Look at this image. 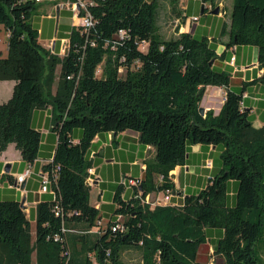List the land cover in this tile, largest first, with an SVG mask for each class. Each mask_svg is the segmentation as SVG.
<instances>
[{"label": "trees", "instance_id": "16d2710c", "mask_svg": "<svg viewBox=\"0 0 264 264\" xmlns=\"http://www.w3.org/2000/svg\"><path fill=\"white\" fill-rule=\"evenodd\" d=\"M82 1L92 27L73 26L59 58L39 43L35 0H0V26L7 32L0 81H15L10 99L0 103V153L14 144L22 160L33 163L41 135L31 125L32 113L48 105L57 134L53 159L44 167L54 195L36 207L34 241L21 204L0 200V264H32L33 252L36 264H74L69 223H84L86 232L73 233L92 236L84 264H121L128 248L139 249L141 264H201L199 248L211 231L218 233L213 253L224 264H260L255 244L264 237V123L253 126L243 91L231 89L230 76L215 68L222 56L205 36L165 37L158 0ZM209 4L214 7L213 0ZM229 19L226 45L258 48L264 85V0H232ZM209 86L223 88L224 101L218 114L202 116L198 109ZM126 130L154 147V157L143 177L134 178L138 184L118 186L113 218L102 225L86 182L90 144L99 133ZM196 144L217 151L205 186L181 205L145 203L148 194L174 190L169 174L186 164ZM229 182L236 186L232 203ZM126 187L132 191L127 198L121 196Z\"/></svg>", "mask_w": 264, "mask_h": 264}, {"label": "crops", "instance_id": "0c3cea01", "mask_svg": "<svg viewBox=\"0 0 264 264\" xmlns=\"http://www.w3.org/2000/svg\"><path fill=\"white\" fill-rule=\"evenodd\" d=\"M40 0L36 2L37 10L32 17V23L39 33V43L57 57L62 58L69 42V34L73 26L79 25V19L74 9L70 6L71 0ZM159 1V0H158ZM168 0L167 7L161 11L168 19L169 16H177L174 22L189 21L192 17H198L197 23H192V31L181 28L178 32L173 30L169 37L182 32L205 36L215 48L216 54L222 56L214 62L217 70L226 72L230 76V87L235 91H243L242 106L249 110L253 120V126L259 128L264 123V85L258 79L263 69L258 62V48L255 46H232L228 47L229 15L232 0H213L214 7L209 4L210 0ZM220 7V12L213 13ZM160 8L158 14L161 12ZM228 19L226 20V17ZM167 22L161 23L160 32L165 36ZM7 34V32H6ZM43 41H48L45 45ZM7 46V39H6ZM7 52V49H6ZM7 55V54H6ZM234 57V60H231ZM60 65L55 70V80L51 88L55 93ZM15 81H0V103L7 102L13 93ZM224 89L209 86L200 102V107L205 112L212 110L218 114L224 101ZM211 93L214 96H211ZM56 113L51 105L43 109L34 110L31 117V125L40 132L41 142L37 159L28 164L22 160L20 152L10 144L7 149L0 153V200H16L26 213L31 224L32 241L35 240L36 207L41 201H50L53 198L50 184L45 193L40 191L44 167L53 159L57 145V134L54 129ZM73 137H80V130L73 132ZM155 149L150 145L140 142L138 133L126 130L121 133L103 132L97 134L91 141L89 156L92 159V179L90 186V203L101 211V223L105 225L108 219L113 218L116 205L114 197L119 185H128L129 179L142 178L146 168V162L154 157ZM217 151L212 146L192 145L188 149L187 162L183 166H177L170 172L169 178L173 184L171 203L181 205L185 196L196 194L206 184L209 174L214 167L213 159ZM211 159V170L205 169L203 163ZM29 169L26 178L16 184V177ZM156 182L159 181L157 177ZM235 183L229 182L227 186L228 202H233ZM131 189L125 188L122 197H130ZM163 192L151 193L146 197L149 202L151 197L159 199ZM155 202V201H154ZM68 227L73 232L87 231L84 223H69ZM94 233V229H90ZM71 232L68 235V244L72 252L74 264H84L86 258V246L92 239L91 235L78 236ZM139 251L138 248H133ZM127 250V249H126ZM140 252V251H139ZM124 253V252H123ZM122 253V254H123ZM122 257V256H121ZM32 264H36V254L32 253ZM94 264V263H93Z\"/></svg>", "mask_w": 264, "mask_h": 264}, {"label": "rangeland", "instance_id": "374dc122", "mask_svg": "<svg viewBox=\"0 0 264 264\" xmlns=\"http://www.w3.org/2000/svg\"><path fill=\"white\" fill-rule=\"evenodd\" d=\"M42 3L46 4L47 1L44 0L42 1ZM159 3H160V11H161L164 7H167L169 2L168 0H159ZM163 11H161L158 14L157 21L159 26H161V23L167 22L165 26H167V31H170L166 33V36L168 37L173 33V30H176V32H178L184 26H185L184 30L192 31L193 29L192 23H197V21H193L192 18L189 21L183 22L181 21V16L178 23L174 22L177 16H169L168 19H164L162 17L163 15H165ZM218 12H220V7L218 8ZM227 19L228 16L226 17V20ZM6 39H7L6 31L2 26H0V57H5L7 54ZM43 42L45 45L49 44L48 41H43ZM120 72H121V76L124 77L125 71L121 69ZM97 74L98 75L100 74V68L97 69ZM211 96H214V94L211 93ZM156 200L157 199H155V197H151L149 199V202L154 203V201ZM209 236L210 239L207 241V243H205L199 248L198 257H197L198 262H200L201 264H224L223 259L219 256H215L213 253V246L216 241V238L218 237V233L211 231L209 233ZM255 252L257 254V257L259 258V263L264 264V237L255 244ZM121 264H141L140 252L137 251L136 249L128 248L122 254Z\"/></svg>", "mask_w": 264, "mask_h": 264}, {"label": "built area", "instance_id": "2783aa9c", "mask_svg": "<svg viewBox=\"0 0 264 264\" xmlns=\"http://www.w3.org/2000/svg\"><path fill=\"white\" fill-rule=\"evenodd\" d=\"M36 2H39L40 0H35ZM72 3H70V6L74 9L76 16L79 19V24L81 26H83L86 29H89L92 27L93 24V20H92V16L88 11L87 8V3L85 1L82 0H71ZM92 3L90 2V5ZM193 21H197L198 17H192ZM231 60H234V57H232ZM213 166V162L211 159H206L203 163V167L205 169L211 170ZM59 168L56 167L55 171H57ZM30 170L27 169L24 171V173H22L21 175L16 177V184H20L25 178L26 176L29 174ZM88 177H87V184H92L94 182V179H92V175H93V171L92 169H88ZM56 179V177L54 176V180ZM50 184V178H49V174L46 172L44 175H42V179H41V188L40 191L45 193L47 191V187ZM138 184V181L135 179H129L128 180V185H136ZM52 194L54 195V191L52 190ZM172 198V191L171 190H165L163 192V196L160 197L159 199H157L154 203L148 202L146 201L145 198V203L150 204L151 206L154 205H166L169 204ZM59 209L55 208V215H59ZM116 228H118V226L114 227L113 230H115ZM63 232H68V230L66 229H62Z\"/></svg>", "mask_w": 264, "mask_h": 264}, {"label": "water", "instance_id": "95a60500", "mask_svg": "<svg viewBox=\"0 0 264 264\" xmlns=\"http://www.w3.org/2000/svg\"><path fill=\"white\" fill-rule=\"evenodd\" d=\"M218 11H217V9H215L214 11H213V13H217ZM198 111H199V114L200 115H204L205 114V110H204V108H202V107H200L199 109H198ZM21 206H22V204H21Z\"/></svg>", "mask_w": 264, "mask_h": 264}]
</instances>
